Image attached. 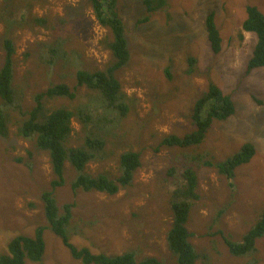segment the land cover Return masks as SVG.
Returning <instances> with one entry per match:
<instances>
[{"label": "rangeland", "instance_id": "rangeland-1", "mask_svg": "<svg viewBox=\"0 0 264 264\" xmlns=\"http://www.w3.org/2000/svg\"><path fill=\"white\" fill-rule=\"evenodd\" d=\"M166 1L165 7L150 13L142 0L115 2L130 53L115 76L127 95L129 111L121 126H109L108 132H117L116 137L103 134L102 156L92 159L85 171L115 177L120 154L138 151L141 164L131 184L114 194L73 191L70 178L75 172L67 163L66 181L53 188L48 153L33 140L20 137L18 115L10 112L8 130L0 134V255L6 252L10 237L30 235L36 227L47 225L40 194L52 189L59 206L75 202L74 245L106 254L132 250L137 260L156 256L172 264L175 259L165 242L170 199L181 187L180 171L188 162L196 172L200 195L192 202L186 224L197 253L195 264H264V235L256 240L255 251L243 256L230 254L224 241L230 237L239 242L264 207V66L248 70L256 37L242 29L246 5L264 14V0ZM209 12H214L222 38L217 53L211 50L205 30ZM14 15L22 18L16 20ZM5 36L15 45L13 87L22 110L34 105L37 93L58 83L67 84L76 95L43 98L44 113L59 106L73 112L83 105L94 106L97 91L78 86L76 72L103 70L114 58L108 47L112 34L98 22L88 0H0V40ZM49 44L64 51L54 62L45 61ZM189 56L195 58L190 73ZM209 82L231 97L233 114L214 120L198 145L162 144L165 135H182L192 129L193 103ZM71 127L69 144L82 145L85 132L76 116L71 118ZM245 142L254 146V154L236 167L232 179L214 167L191 161L202 152L214 161L222 160ZM222 209V217L215 219ZM44 239L42 260L26 264H81L49 228Z\"/></svg>", "mask_w": 264, "mask_h": 264}, {"label": "trees", "instance_id": "trees-1", "mask_svg": "<svg viewBox=\"0 0 264 264\" xmlns=\"http://www.w3.org/2000/svg\"><path fill=\"white\" fill-rule=\"evenodd\" d=\"M98 22L112 34L108 43L113 62L103 70L88 72L78 70L76 81L78 86L97 91L94 106L83 105L73 112L66 106H59L44 113L43 98L66 97L74 98L75 91L65 83L49 86L34 96V105L27 111L22 110L18 102L17 92L13 87L14 53L13 40L5 36L0 40V134L5 135L9 125V113L15 111L18 115L17 132L20 137L33 140L35 145L48 153L50 167L54 174L50 186L61 187L66 181L64 167L67 163L75 174L70 178L73 191L97 190L107 194H114L120 188L131 184L134 172L140 166V153L127 150L118 158L119 174L111 177L105 173L90 174L85 171L86 165L95 157H101L106 138L103 134L117 136V132H108L109 126L119 127L129 111L125 101L127 95L122 90L115 71L124 66L130 57L127 41L123 35V22L116 12V0H88ZM146 10L150 13L162 9L166 0H142ZM14 14V10H11ZM214 12H209L204 20L207 40L211 50L217 53L221 49L222 38L215 22ZM20 20V15H14ZM23 23H21V26ZM242 29L255 34L256 41L247 61L248 70L264 66V14L254 5H246V15L242 21ZM58 46V47H57ZM47 46L46 62H54V57H62L63 49L57 45ZM187 71H194L195 58L187 57ZM62 70V68H61ZM234 112L231 97L224 94L213 82H209L207 89L196 98L193 103L190 123L192 129L182 135L167 134L162 144L169 146H192L200 144L206 136L207 130L214 120H224ZM76 116L84 128L83 144L72 146L69 137L72 130L71 118ZM254 146L245 142L238 150L222 160H212L207 152L191 157L194 164L214 167L218 174L232 179L236 167L247 163L254 154ZM181 169V187L174 190L170 199L171 222L165 232V242L170 252L172 264H195L197 253L190 240L191 231L186 224L192 202L199 198L197 175L192 164L186 162ZM230 185L233 186L232 182ZM43 203V214L47 225L38 226L33 234H16L10 237L5 253L0 255V264L39 263L45 251L44 231L46 228L59 237L68 249L70 256L81 264H167L156 256H147L139 260L132 250L122 253L106 254L92 252L87 247H78L71 242V216L75 202L58 205V199L52 189H43L40 194ZM32 204V203H31ZM33 205V204H32ZM224 209L218 211L215 219H220ZM214 219V220H215ZM264 235V207L256 221L249 226L239 239L234 242L230 237H224L230 254L247 255L255 251L256 240Z\"/></svg>", "mask_w": 264, "mask_h": 264}]
</instances>
